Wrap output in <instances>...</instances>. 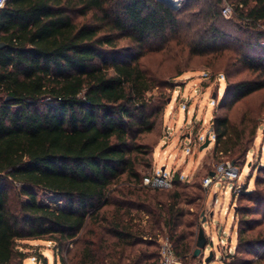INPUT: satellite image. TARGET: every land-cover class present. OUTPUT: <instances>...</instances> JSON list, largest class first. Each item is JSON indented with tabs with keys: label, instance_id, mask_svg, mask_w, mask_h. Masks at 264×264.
Instances as JSON below:
<instances>
[{
	"label": "trees",
	"instance_id": "trees-1",
	"mask_svg": "<svg viewBox=\"0 0 264 264\" xmlns=\"http://www.w3.org/2000/svg\"><path fill=\"white\" fill-rule=\"evenodd\" d=\"M224 1L248 35L237 40L241 51L261 47L264 0H186L178 10L156 0H9L0 10V264L24 260V240L54 243L61 264H160L159 238L179 261L197 258L191 207L202 187L189 193L180 172L171 190L142 184L153 147L140 139L166 105L147 95L167 83L141 59L163 50L225 55ZM239 66L252 79L227 89L234 103L264 89V59L244 53ZM212 127L214 158L243 161L250 139L233 135L227 115ZM39 189L63 207L40 204ZM245 196L254 206L236 210L243 227L233 264H249L239 256L260 248L249 216L264 196Z\"/></svg>",
	"mask_w": 264,
	"mask_h": 264
},
{
	"label": "rangeland",
	"instance_id": "rangeland-1",
	"mask_svg": "<svg viewBox=\"0 0 264 264\" xmlns=\"http://www.w3.org/2000/svg\"><path fill=\"white\" fill-rule=\"evenodd\" d=\"M185 1L176 0L173 7L165 5L178 10ZM221 8L225 22L223 32L227 40L220 43L227 47L225 55L214 58L212 55L192 56L187 51L178 54L175 50H163L148 53L141 59V64L150 72L163 75L167 83L162 92L157 89L147 95L154 99L162 96L166 105L155 132L140 139L153 147L150 156L152 168L142 172V176L167 169V173H181L189 193H198L194 187L197 185L204 190L202 201H197L191 211L196 215V239L200 227H203L209 244L197 258L180 260L181 264H233L238 234L243 227L236 210L245 205L254 206L246 199V193L258 192L264 196V89L236 103L227 90L232 83L252 79V73L239 66V58L247 53L249 57L264 59V40L257 49L244 48L241 51L237 40H247L248 35L233 19L232 4L224 1ZM226 8L228 13H224ZM261 30L264 31V27ZM128 45L127 40L120 41V47L127 48ZM158 45L156 43L154 47ZM226 73H230L232 78L226 77ZM215 115H227L232 123L233 135L236 137L244 133L247 136L244 138L251 141L250 152L238 164L222 154L217 158L213 156L215 135L212 120ZM207 137L211 142L202 150ZM223 163L236 165L241 171L240 179L205 188L203 182L208 173L214 172ZM36 193L40 204L63 207L60 195L42 189L36 190ZM258 209L259 214L249 217L258 221L253 224L252 236L255 245L260 248H252V253L239 256L249 264H264V203L259 204ZM162 239L159 238V242ZM56 248L54 243L46 240L20 241L17 249L24 260L18 259L16 264H61L65 253L57 254ZM210 253L212 256L209 257Z\"/></svg>",
	"mask_w": 264,
	"mask_h": 264
},
{
	"label": "built area",
	"instance_id": "built-area-1",
	"mask_svg": "<svg viewBox=\"0 0 264 264\" xmlns=\"http://www.w3.org/2000/svg\"><path fill=\"white\" fill-rule=\"evenodd\" d=\"M9 0H0V10H2ZM229 9H224L228 13ZM212 175H208L203 182L205 188L218 185L221 182H236L241 177L240 169L232 164L223 163L219 165ZM142 184L144 187L152 190H171L173 184V174L163 172H153L143 177ZM160 247V264H181L174 254L171 244L166 239H162Z\"/></svg>",
	"mask_w": 264,
	"mask_h": 264
},
{
	"label": "water",
	"instance_id": "water-1",
	"mask_svg": "<svg viewBox=\"0 0 264 264\" xmlns=\"http://www.w3.org/2000/svg\"><path fill=\"white\" fill-rule=\"evenodd\" d=\"M159 2L164 3V4H169L168 2H166L165 0H159ZM173 7V5H171ZM211 140L209 137H207L205 144L202 146V150L207 148L210 144ZM211 175L213 176V173H211ZM209 244V240L205 234V231L203 229V227H200L199 232H198V236H197V241H196V249L194 252V256L198 257L202 252H204ZM212 256V253H210L209 257ZM208 261V260H207Z\"/></svg>",
	"mask_w": 264,
	"mask_h": 264
},
{
	"label": "bare ground",
	"instance_id": "bare-ground-1",
	"mask_svg": "<svg viewBox=\"0 0 264 264\" xmlns=\"http://www.w3.org/2000/svg\"><path fill=\"white\" fill-rule=\"evenodd\" d=\"M166 2H168V0H165Z\"/></svg>",
	"mask_w": 264,
	"mask_h": 264
},
{
	"label": "crops",
	"instance_id": "crops-1",
	"mask_svg": "<svg viewBox=\"0 0 264 264\" xmlns=\"http://www.w3.org/2000/svg\"><path fill=\"white\" fill-rule=\"evenodd\" d=\"M167 170V169H166Z\"/></svg>",
	"mask_w": 264,
	"mask_h": 264
}]
</instances>
